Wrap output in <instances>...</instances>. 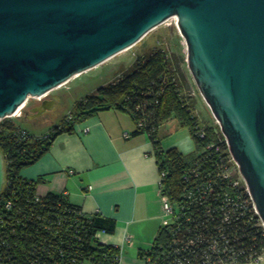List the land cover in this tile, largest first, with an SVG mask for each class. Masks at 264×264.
I'll return each mask as SVG.
<instances>
[{
  "label": "trees",
  "instance_id": "trees-1",
  "mask_svg": "<svg viewBox=\"0 0 264 264\" xmlns=\"http://www.w3.org/2000/svg\"><path fill=\"white\" fill-rule=\"evenodd\" d=\"M170 66L165 52L151 51L118 82L99 88L97 95L79 103L78 118L120 111L135 122L132 136L147 134L153 143L159 174L165 173L161 193L168 197L179 220L161 225L140 258L148 254L149 264H247L264 254V228L250 204L248 211L241 209L225 221L231 208L223 207L222 186L226 185L216 179L230 166L228 146L218 125L204 128L197 123L169 73ZM171 120L188 130L195 144L192 153L161 147L156 132ZM140 123L142 127H138ZM68 125L53 130L50 139L36 140L11 121L0 122V152L5 163L0 194V264H119L120 250L97 240L98 233L115 231L114 220L99 213L86 214L64 194L39 196L37 182L20 175L24 167L47 152L57 135L71 131L72 124ZM15 133L24 134L26 139L17 138ZM207 183L210 190L204 193L197 185ZM223 235L226 241L221 239Z\"/></svg>",
  "mask_w": 264,
  "mask_h": 264
},
{
  "label": "water",
  "instance_id": "water-1",
  "mask_svg": "<svg viewBox=\"0 0 264 264\" xmlns=\"http://www.w3.org/2000/svg\"><path fill=\"white\" fill-rule=\"evenodd\" d=\"M173 18L264 226V0H0V121Z\"/></svg>",
  "mask_w": 264,
  "mask_h": 264
},
{
  "label": "crops",
  "instance_id": "crops-1",
  "mask_svg": "<svg viewBox=\"0 0 264 264\" xmlns=\"http://www.w3.org/2000/svg\"><path fill=\"white\" fill-rule=\"evenodd\" d=\"M135 127L129 114L115 110L78 118L70 132L57 135L47 152L20 172L37 182L39 196L65 194L86 214L114 220L115 231L98 233L97 240L121 248L119 264H139L164 219L155 149L147 134L132 136ZM190 147L176 148L186 153Z\"/></svg>",
  "mask_w": 264,
  "mask_h": 264
},
{
  "label": "rangeland",
  "instance_id": "rangeland-1",
  "mask_svg": "<svg viewBox=\"0 0 264 264\" xmlns=\"http://www.w3.org/2000/svg\"><path fill=\"white\" fill-rule=\"evenodd\" d=\"M153 50H160L166 53L171 64L169 73L174 77L173 79L181 89L182 99L187 101L191 106L193 116L197 120V123L204 128H215L217 125L216 120L201 97L189 72L186 44L174 18L150 32L141 42L131 49L118 54L92 70L79 74V77H75L66 85L53 91L49 95V98L56 99L59 101V104L53 112L44 116V119L37 121L26 120L24 112L28 111L31 106L37 103L34 100H30L22 112L23 114L20 119L10 118L7 120L11 121L15 127L35 136L36 139H42L47 134H50L57 125L62 128L69 126L68 119H72L69 122L73 124L81 112L77 109L79 103L85 101L84 99L87 96L97 95L99 88L107 87L118 82L125 72L133 68L138 59L146 57ZM48 116V120H45ZM156 137L164 150L172 147L185 149L191 145V150L183 153L190 154L195 149L194 141L188 130L173 120L162 124L156 132ZM167 220H169L168 217L163 219V221ZM138 262L139 264H143L141 258H138ZM252 264H264V254L261 260Z\"/></svg>",
  "mask_w": 264,
  "mask_h": 264
},
{
  "label": "built area",
  "instance_id": "built-area-1",
  "mask_svg": "<svg viewBox=\"0 0 264 264\" xmlns=\"http://www.w3.org/2000/svg\"><path fill=\"white\" fill-rule=\"evenodd\" d=\"M71 80L72 79H70L69 81H71ZM69 81L63 83L62 85L58 86L56 89L44 94L43 96L35 97V98H28L25 101V103H23L15 111V113H13L11 116H8L7 118H5L3 120H7L10 118L20 119L22 117V114H23L22 112L24 111V109L26 108V106L30 100H34L36 102H41L42 100L47 98L53 91H55V90L61 88L62 86L66 85ZM3 120H1V121H3ZM71 120L72 119H68V123H70L69 121H71ZM138 127H142V124L140 123L138 125ZM60 128H61V126H59L57 129H60ZM199 133H200V137L203 138L204 133L202 131H199ZM51 134H52V132L50 134H47L42 139H50L52 136ZM16 136H17V138H22V139L25 138V135L20 134V133L16 134ZM124 137L127 138L128 135L125 134ZM34 138H35V136H34ZM36 140H39V139L37 138ZM224 140H225V143L227 144V141L225 138H224ZM227 146H228V144H227ZM228 149H229V147H228ZM229 154H230V162H229L230 166L223 169V171H221L218 174L219 178L216 179L217 182H218V180H220L221 183L226 185V188L222 186V189H223V207L225 209H227L229 207L231 208L230 210H228V214H227V217H225V221H228L233 214H235L237 211H240L241 209H242L243 213L248 211V206L250 204L255 215L259 218L261 225L264 228L263 223L261 221V218L259 217L258 212L255 208V205H254V202L252 200V196L250 194L247 183L240 173L239 166L235 162L230 151H229ZM4 171H5V163H4ZM69 174H73V173L71 171H69ZM236 174L238 176H235ZM164 177H165V173L160 174V181H159L158 187H159V192H160L161 210H162L163 218H166V217L169 218V220L164 221L162 225L169 226L172 224H176L179 219L176 217L173 205L171 204L168 197L165 195H162V193H161V188H162L161 179ZM197 186H200L201 191H204V193H207V191L210 190L211 184L207 183V184H201V185H197ZM217 198H219V194L217 195ZM221 239L223 241H226V237L224 235L221 237ZM125 242H127V243L130 242L129 237L125 238ZM212 247L216 248L215 243H213ZM118 249L120 250V253H121V248H118ZM261 257H262V255L260 257L253 259L252 261H249L247 264L256 263L257 261L261 260ZM141 259H142L143 264H149L151 261V257L146 253L143 254ZM220 264H241V263L229 262V263H220Z\"/></svg>",
  "mask_w": 264,
  "mask_h": 264
},
{
  "label": "flooded vegetation",
  "instance_id": "flooded-vegetation-1",
  "mask_svg": "<svg viewBox=\"0 0 264 264\" xmlns=\"http://www.w3.org/2000/svg\"><path fill=\"white\" fill-rule=\"evenodd\" d=\"M59 104V101L53 98H45L41 102H37L34 106H31L28 111L24 112V117L26 120L30 119L31 121H37L40 119H44V116L48 115L49 113L53 112L54 109ZM49 116L45 118L48 120ZM59 126H55L54 129H57Z\"/></svg>",
  "mask_w": 264,
  "mask_h": 264
},
{
  "label": "bare ground",
  "instance_id": "bare-ground-1",
  "mask_svg": "<svg viewBox=\"0 0 264 264\" xmlns=\"http://www.w3.org/2000/svg\"><path fill=\"white\" fill-rule=\"evenodd\" d=\"M79 74H76L75 76H73V78L72 79H74L75 77H77ZM80 76V75H79ZM78 76V77H79ZM60 124V123H59ZM55 130V129H54ZM52 131V130H51ZM160 175V174H159Z\"/></svg>",
  "mask_w": 264,
  "mask_h": 264
}]
</instances>
